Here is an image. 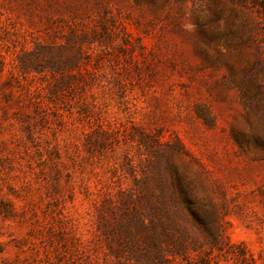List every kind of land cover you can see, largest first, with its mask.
Segmentation results:
<instances>
[{
    "label": "rangeland",
    "instance_id": "374dc122",
    "mask_svg": "<svg viewBox=\"0 0 264 264\" xmlns=\"http://www.w3.org/2000/svg\"><path fill=\"white\" fill-rule=\"evenodd\" d=\"M0 264H264V0H0Z\"/></svg>",
    "mask_w": 264,
    "mask_h": 264
}]
</instances>
